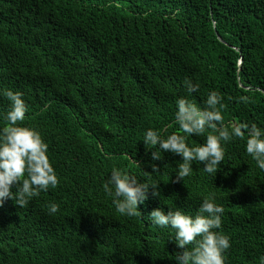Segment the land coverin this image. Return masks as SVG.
Segmentation results:
<instances>
[{"label": "trees", "instance_id": "obj_1", "mask_svg": "<svg viewBox=\"0 0 264 264\" xmlns=\"http://www.w3.org/2000/svg\"><path fill=\"white\" fill-rule=\"evenodd\" d=\"M8 89L23 93V124L47 142L59 184L0 207V264H176L174 231L143 217L159 206L195 214L209 195L224 206L226 264H262L264 171L245 140L225 145L216 176L193 162L177 181L181 158L153 161L143 133L180 132L177 99L204 107L211 90L225 125L264 126V0H0V93ZM8 109L0 94V128ZM114 167L160 183L142 216L120 215L105 194Z\"/></svg>", "mask_w": 264, "mask_h": 264}, {"label": "clouds", "instance_id": "obj_2", "mask_svg": "<svg viewBox=\"0 0 264 264\" xmlns=\"http://www.w3.org/2000/svg\"><path fill=\"white\" fill-rule=\"evenodd\" d=\"M184 85L188 93L199 89V84L190 79H186ZM0 94L9 101V109L4 116L6 123L0 128V207L9 199L23 207L41 192L56 188L59 177L42 134L36 128L23 124L29 110L23 93L8 89ZM222 99L219 91L211 90L204 107H200L188 98L180 97L176 101L175 112L180 132L165 134L163 129L150 127L143 133L144 145L153 150V161L162 160L165 152L181 158L176 165L177 181H184L191 175L193 162L203 164L205 173L216 176L225 158V145L237 138L245 140L246 153L264 171V126L256 123L225 125ZM190 136H204L205 139L198 145H190L187 142ZM151 168L152 173L158 172L156 164ZM143 172L149 179L141 182L129 172L114 167L105 180L103 190L112 197V204L120 215L142 216L139 206L144 205L150 195L154 199L160 197V183L151 179L152 173ZM58 209V204L49 203L50 214ZM223 214L224 206L216 201L214 195H209L203 197L195 214L186 213L180 207H167L165 211L159 206L143 218L158 228L174 231L171 240L182 250L174 256L176 264H226L231 238L221 230ZM261 261L264 264V257ZM129 264H135V261L131 259Z\"/></svg>", "mask_w": 264, "mask_h": 264}, {"label": "water", "instance_id": "obj_3", "mask_svg": "<svg viewBox=\"0 0 264 264\" xmlns=\"http://www.w3.org/2000/svg\"><path fill=\"white\" fill-rule=\"evenodd\" d=\"M214 25H215V23H214ZM217 37H218L220 42L225 43L224 40L218 34H217Z\"/></svg>", "mask_w": 264, "mask_h": 264}, {"label": "bare ground", "instance_id": "obj_4", "mask_svg": "<svg viewBox=\"0 0 264 264\" xmlns=\"http://www.w3.org/2000/svg\"><path fill=\"white\" fill-rule=\"evenodd\" d=\"M197 195V194H196Z\"/></svg>", "mask_w": 264, "mask_h": 264}]
</instances>
